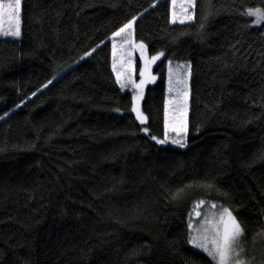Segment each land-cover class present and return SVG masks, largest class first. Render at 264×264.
I'll list each match as a JSON object with an SVG mask.
<instances>
[{
  "label": "trees",
  "instance_id": "trees-1",
  "mask_svg": "<svg viewBox=\"0 0 264 264\" xmlns=\"http://www.w3.org/2000/svg\"><path fill=\"white\" fill-rule=\"evenodd\" d=\"M252 7L264 0H196L173 24L170 0H21V36L0 35V264H215L188 242L200 201L229 209L247 256L264 258ZM133 18L136 40L165 53L148 133L112 67L113 33ZM169 60L191 64L184 147L151 138L165 137Z\"/></svg>",
  "mask_w": 264,
  "mask_h": 264
},
{
  "label": "snow or ice",
  "instance_id": "snow-or-ice-1",
  "mask_svg": "<svg viewBox=\"0 0 264 264\" xmlns=\"http://www.w3.org/2000/svg\"><path fill=\"white\" fill-rule=\"evenodd\" d=\"M178 0H172L173 12H172V22L175 23L177 19L180 23H184L186 20H192L194 13L190 12L189 9H195L196 0H179V7L181 13L179 17L175 11ZM20 10H21V0H0V31H3L5 35H11L17 37L20 35ZM244 15L255 17L256 24H264V8H248ZM135 18L129 20L122 27L113 33V38H120L121 45L128 44L131 46L132 50L139 49L141 56L144 60V65L140 70V81H136L132 77L133 62L131 60V52H128V59L124 60L121 57L120 67L117 68V61L115 57L117 45L113 44V70L116 72L117 83L120 84L121 88L127 85H132L134 89L139 90L137 95L132 97L133 106L131 111L136 114V119L142 124L147 121V117L141 112L139 107V101L142 98L144 85L148 82H154L155 77L151 74V65L154 64L161 56L164 55L163 52L152 56L150 59L144 56L146 45L143 42L135 43L133 40V24ZM7 24L8 28L5 31L4 25ZM203 27V25H201ZM99 47V46H98ZM95 51V49H93ZM91 53H88L90 55ZM171 65V61H169ZM191 75L190 66L187 70V76L180 73H173L171 67H169V80H168V91L170 93H175V96L169 100L168 104L172 106V115L169 118L168 107L165 109V139L157 140L155 136L151 137L156 140L157 143L163 144L167 141L168 130L175 132L179 139H175L172 142L174 144H180L183 146V136L188 130V79L187 77ZM51 83V81H49ZM35 95V93H34ZM2 119V117H0ZM143 131L148 133V129L144 128ZM200 201V204H203ZM217 206L215 204L211 205V208L215 209ZM199 216L200 213L196 212ZM212 219L205 218L203 224L200 227L193 229L191 222L188 224V228L192 229L189 233L188 242L195 248L202 249L203 252L207 253L211 257L215 264H246L245 261L239 259L240 251L237 250L238 240L243 236V228L237 219L232 215L231 211L227 208H223L218 213L213 212Z\"/></svg>",
  "mask_w": 264,
  "mask_h": 264
},
{
  "label": "rangeland",
  "instance_id": "rangeland-1",
  "mask_svg": "<svg viewBox=\"0 0 264 264\" xmlns=\"http://www.w3.org/2000/svg\"><path fill=\"white\" fill-rule=\"evenodd\" d=\"M171 1V22H172V12H173V5H172V0ZM252 8H260V7H252ZM176 13H177V16L179 17L180 13H181V9L179 7V0H178V3H177V6H176V9H175ZM190 12L194 13V16H193V19L192 20H186L184 23H189V22H192L194 20V17H195V9H189ZM249 18H251V22L253 25L255 26H262L264 24H256L255 23V17H251V16H248ZM20 18H21V10H20ZM136 20V19H135ZM173 23V22H172ZM176 23H180V20L177 19V21L173 24H176ZM134 27H135V22L133 24V40L135 43H140L142 41H138L136 40L135 36H134ZM8 28V25L5 24L4 25V30L6 31ZM22 34V22L20 24V35L17 36V37H20ZM0 35L1 36H9V37H14V36H11V35H5L3 31H0ZM112 39V48H113V44H116L117 45V49H116V53H115V57H116V61H117V68L120 67V60H121V57H123L124 60H127L128 59V55L127 53L128 52H131L132 55H131V60L133 62V71H132V77L133 79L136 81V83H139L141 77H140V70L141 68L143 67L144 65V60L141 56V52L140 50L137 48L135 49L134 51L132 50L131 46L128 45V44H123L121 45V41H120V38H111ZM144 43V42H143ZM145 44V43H144ZM146 45V44H145ZM163 52V51H161ZM160 52L156 53V54H149L148 52V48L146 46V49H145V52H144V56L147 57L148 59H150L152 56H155L157 54H159ZM164 53V52H163ZM165 56V53L163 56L160 57L159 60H157L154 64L151 65V74L156 78L154 82H148L144 85V88H143V94H142V98L141 100L139 101V107H140V110L141 112L146 116V114L144 113L143 111V108H142V105H143V100H144V97H145V92H146V88L151 85V84H154L157 82L158 80V76L157 74L154 72V67L155 65L161 61ZM114 58V57H113ZM169 61H171V65H169ZM168 63H167V67H168V80H169V67L172 68L173 70V73H180L184 76H187V70H188V67L190 66V72H191V64L189 62H186V61H172V60H169ZM115 73V76H116V72L114 71ZM188 79V91H189V96H188V115H187V122H188V130H187V133L184 134L183 136V146H180V144H174L172 141L175 140V139H179L180 137L177 136V134L175 132H172L171 130H168V135H167V141L163 144H172L174 146H178V147H184L187 145V135H188V131H189V103H190V93H191V90H190V80H191V75L187 77ZM120 85V84H119ZM168 87H169V84H168ZM124 90H131L133 92V95H137L138 94V91L137 89H134L132 87V85H127L126 87L122 88ZM175 96V93H170L168 92V96H167V101L169 102V100H171L173 97ZM169 105V118L171 117L172 115V106L170 104ZM136 115V114H135ZM147 123V121L144 124V128H147V126H145ZM148 129V128H147ZM164 138H161V139H158L157 140H164ZM212 204H215V203H203V204H200L199 207H197L194 211V217H195V221H194V228H198L201 226V224H203L205 218H209V219H212V213L213 212H216L218 213L220 210L223 209V207H219L217 204H215L217 207L215 209L211 208V205ZM229 210V209H228ZM230 211V210H229ZM196 212H199L200 215L197 216L196 215ZM232 213V212H231ZM233 215V213H232ZM234 216V215H233ZM235 217V216H234ZM236 218V217H235ZM237 219V218H236ZM238 221V220H237ZM239 222V221H238ZM195 234V232H193V235ZM199 249V248H198ZM202 250V249H200ZM237 250L240 251V257L239 259L243 260L246 262V264H264V258H262L261 260H258V259H255L251 256H247L246 254V249L243 247V246H240V240H238V244H237ZM203 251V250H202ZM253 260V262H252Z\"/></svg>",
  "mask_w": 264,
  "mask_h": 264
}]
</instances>
